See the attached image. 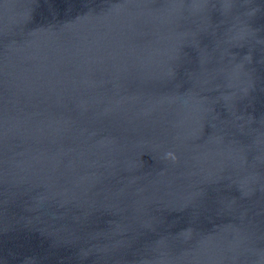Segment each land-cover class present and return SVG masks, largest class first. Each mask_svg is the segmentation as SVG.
Wrapping results in <instances>:
<instances>
[{
    "label": "water",
    "instance_id": "1",
    "mask_svg": "<svg viewBox=\"0 0 264 264\" xmlns=\"http://www.w3.org/2000/svg\"><path fill=\"white\" fill-rule=\"evenodd\" d=\"M0 264H264V0H0Z\"/></svg>",
    "mask_w": 264,
    "mask_h": 264
}]
</instances>
